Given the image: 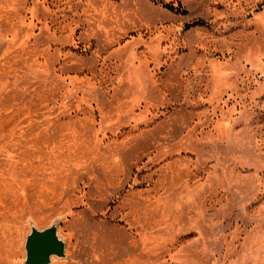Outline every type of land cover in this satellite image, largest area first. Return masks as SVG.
<instances>
[{"label":"rangeland","instance_id":"rangeland-1","mask_svg":"<svg viewBox=\"0 0 264 264\" xmlns=\"http://www.w3.org/2000/svg\"><path fill=\"white\" fill-rule=\"evenodd\" d=\"M53 223L50 264H264V0H0V264Z\"/></svg>","mask_w":264,"mask_h":264},{"label":"water","instance_id":"water-1","mask_svg":"<svg viewBox=\"0 0 264 264\" xmlns=\"http://www.w3.org/2000/svg\"><path fill=\"white\" fill-rule=\"evenodd\" d=\"M24 264H50L54 256H66V242L60 237L57 223L45 228L32 226L25 238Z\"/></svg>","mask_w":264,"mask_h":264},{"label":"trees","instance_id":"trees-1","mask_svg":"<svg viewBox=\"0 0 264 264\" xmlns=\"http://www.w3.org/2000/svg\"><path fill=\"white\" fill-rule=\"evenodd\" d=\"M165 7L175 11V12H185L186 9L182 6V4L179 2L177 3L176 5L173 4V3H164L163 4ZM202 24H205V21L202 20V19H196L194 20L193 22L187 24L186 27H191V26H194V25H202Z\"/></svg>","mask_w":264,"mask_h":264}]
</instances>
